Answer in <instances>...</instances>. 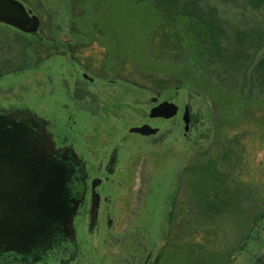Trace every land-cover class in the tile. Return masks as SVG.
<instances>
[{
    "label": "rangeland",
    "instance_id": "obj_1",
    "mask_svg": "<svg viewBox=\"0 0 264 264\" xmlns=\"http://www.w3.org/2000/svg\"><path fill=\"white\" fill-rule=\"evenodd\" d=\"M19 1L40 24L36 33H25L0 22V107L47 119L56 145L72 144L90 177L101 180L96 219L92 224L84 207L77 212L74 253L64 264H156L159 253L169 254L168 264L173 246L180 264L179 243L194 229L183 224L202 222L198 213L185 211L181 179L185 167L203 156L219 160L236 186L255 193L245 206L257 217L249 222L243 215L238 228L222 212L206 220L216 219V229L202 232L216 233L212 246L234 255L229 264H253L264 250V91L250 95L219 85L215 72L199 67L190 32L182 31L176 45V37L166 44L161 34L168 26L154 0ZM201 1L240 25L261 15L241 0ZM163 78L168 84L156 87ZM162 101L176 104V115L150 117ZM144 124L156 133L130 131ZM224 152L235 164L231 170L220 160ZM247 221L251 228L238 250ZM193 239L201 241L200 235Z\"/></svg>",
    "mask_w": 264,
    "mask_h": 264
},
{
    "label": "water",
    "instance_id": "obj_2",
    "mask_svg": "<svg viewBox=\"0 0 264 264\" xmlns=\"http://www.w3.org/2000/svg\"><path fill=\"white\" fill-rule=\"evenodd\" d=\"M0 22L36 33L39 18L19 0H0ZM61 40L65 37L61 35ZM152 101H157L156 97ZM178 107L154 105L150 117L170 118ZM184 129L189 108L182 115ZM48 120L29 110L0 107V264H64L74 253V217L84 197V172L72 147L56 148ZM130 131L153 134L148 124ZM98 199L93 201L95 211ZM253 264H264V250Z\"/></svg>",
    "mask_w": 264,
    "mask_h": 264
},
{
    "label": "trees",
    "instance_id": "obj_3",
    "mask_svg": "<svg viewBox=\"0 0 264 264\" xmlns=\"http://www.w3.org/2000/svg\"><path fill=\"white\" fill-rule=\"evenodd\" d=\"M154 1L168 26L161 34V39L166 44H170L167 39L176 37L172 43L176 45L182 39V31L190 32L195 40L199 67L215 72V80L219 85L238 93L246 94L245 91H250V95L254 94L251 90L264 91V0H241L244 6L261 13L259 18H255L248 25H240L236 23L240 21L234 22L232 19H223L216 6L204 4L201 0ZM179 24H183L181 29ZM149 79L152 83L156 78L150 76ZM168 80L169 78L161 79V84L156 87H165ZM221 159L228 162L225 152ZM219 164V160L203 156L200 162L190 164L184 169L181 182L188 195L185 211L198 213L202 222L195 224L187 220L183 224V227L194 229L187 235L184 233L179 243L180 264H229L234 255L212 246L216 233L213 232L209 237L202 232L205 227L213 226V229H216L219 224L215 223L216 219L209 223H206V220L213 219L223 212L227 223L232 225L231 227L239 228L242 226L239 224V218L243 215L249 218V222H254L257 217V213L254 214L250 206H245L247 200L254 201L255 193L248 186H236L230 178L232 172L223 173ZM228 166L231 170L235 164L229 161ZM243 226L244 236H240L236 242L238 250L242 249L243 238L251 228L248 221L244 222ZM195 235H200L201 241L194 240ZM172 249L174 251L168 264L178 262L175 258L177 248L173 246ZM167 258L168 253H159L156 264H166Z\"/></svg>",
    "mask_w": 264,
    "mask_h": 264
},
{
    "label": "flooded vegetation",
    "instance_id": "obj_4",
    "mask_svg": "<svg viewBox=\"0 0 264 264\" xmlns=\"http://www.w3.org/2000/svg\"><path fill=\"white\" fill-rule=\"evenodd\" d=\"M83 77H85V78L87 77L86 73H83ZM48 126H49V123L47 125V131L51 133V131L48 129ZM51 135H52V133H51ZM52 138H53V136H52ZM53 141H54V139H53ZM54 143H55V141H54ZM55 147L56 148L72 147L74 152L77 154L78 158L81 160L80 163L83 166L85 188H84V197H83V200L80 202V204H79V206L77 208V212H79V210L82 209L81 207H84L89 212L90 222H91V213H93V211H95L93 206H92L93 201L98 199V204H97V208H96L97 210L95 212V219H96L98 208H99V204H100V195H99V193L97 191V186L100 185L101 180H100V178L95 177V176L94 177H90V175L88 173V169H87L86 164H85V160L81 157V155L79 153H77V151L74 149L72 144H67V145L62 144L61 146H58L55 143ZM114 161H115V156L110 157L108 165L106 167V169L108 171H112ZM77 212H76V214H77ZM95 219H94V221H95Z\"/></svg>",
    "mask_w": 264,
    "mask_h": 264
},
{
    "label": "bare ground",
    "instance_id": "obj_5",
    "mask_svg": "<svg viewBox=\"0 0 264 264\" xmlns=\"http://www.w3.org/2000/svg\"><path fill=\"white\" fill-rule=\"evenodd\" d=\"M158 118H160V117H158ZM162 118V117H161Z\"/></svg>",
    "mask_w": 264,
    "mask_h": 264
}]
</instances>
